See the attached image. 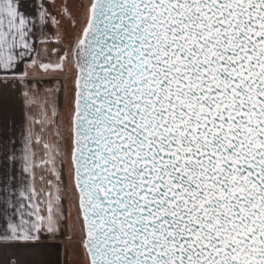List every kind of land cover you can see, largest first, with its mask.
I'll return each mask as SVG.
<instances>
[{"label": "snow or ice", "instance_id": "1", "mask_svg": "<svg viewBox=\"0 0 264 264\" xmlns=\"http://www.w3.org/2000/svg\"><path fill=\"white\" fill-rule=\"evenodd\" d=\"M52 6L0 0V264H264V0Z\"/></svg>", "mask_w": 264, "mask_h": 264}, {"label": "rangeland", "instance_id": "2", "mask_svg": "<svg viewBox=\"0 0 264 264\" xmlns=\"http://www.w3.org/2000/svg\"><path fill=\"white\" fill-rule=\"evenodd\" d=\"M41 0H34L33 1V8L35 4H39ZM45 4H53L52 7L49 8V11L56 17L57 20L60 21L59 27L54 28L51 24L47 25L44 31L47 33L49 37H51L50 43L48 44V48L51 49L55 47V32H59L61 34V47H67L68 45V38L67 33H72L75 30L71 27L70 22L64 17L61 13L60 8L63 5H67L70 11L75 12V7L78 3V0H44ZM62 54V53H61Z\"/></svg>", "mask_w": 264, "mask_h": 264}, {"label": "crops", "instance_id": "3", "mask_svg": "<svg viewBox=\"0 0 264 264\" xmlns=\"http://www.w3.org/2000/svg\"><path fill=\"white\" fill-rule=\"evenodd\" d=\"M33 1L34 0H27L29 9H33V5H32L33 4ZM34 31H36L37 33H39V28L38 27L35 28ZM12 101L15 104V95H14V92L12 93ZM3 195H4L3 192L0 191V199L3 198ZM0 207H2V204H0ZM9 251H12V250H9ZM19 259H23V257H19Z\"/></svg>", "mask_w": 264, "mask_h": 264}]
</instances>
